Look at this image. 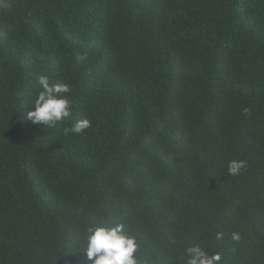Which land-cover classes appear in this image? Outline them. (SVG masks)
<instances>
[{
	"label": "trees",
	"instance_id": "obj_1",
	"mask_svg": "<svg viewBox=\"0 0 264 264\" xmlns=\"http://www.w3.org/2000/svg\"><path fill=\"white\" fill-rule=\"evenodd\" d=\"M40 76L71 89L52 128ZM90 222L144 264H264V0H0V264H91Z\"/></svg>",
	"mask_w": 264,
	"mask_h": 264
},
{
	"label": "clouds",
	"instance_id": "obj_2",
	"mask_svg": "<svg viewBox=\"0 0 264 264\" xmlns=\"http://www.w3.org/2000/svg\"><path fill=\"white\" fill-rule=\"evenodd\" d=\"M40 91L34 101L27 105L32 110L26 114V119L36 125L48 128L54 127L59 122L70 119L72 116V101L68 98L71 89L67 83H50L49 77L38 78ZM245 112L248 109L244 110ZM91 127L88 119L75 121L71 127L64 129L65 134H81ZM247 167L245 160L233 159L229 161L227 171L229 175H238ZM224 238L223 233H217V241ZM231 239L239 241V233H232ZM74 257L83 253L84 258L91 264H144L139 256L140 245L137 238L125 230L122 223L114 222L112 226L88 223L82 233L78 232L67 248ZM72 249H75L73 253ZM180 259L183 264H221L222 256L219 252H208L199 244H194L183 249Z\"/></svg>",
	"mask_w": 264,
	"mask_h": 264
}]
</instances>
